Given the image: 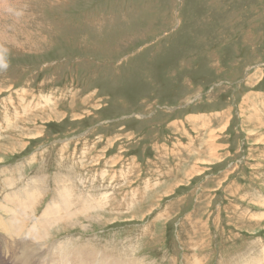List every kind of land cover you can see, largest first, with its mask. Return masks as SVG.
<instances>
[{"label":"rangeland","instance_id":"rangeland-1","mask_svg":"<svg viewBox=\"0 0 264 264\" xmlns=\"http://www.w3.org/2000/svg\"><path fill=\"white\" fill-rule=\"evenodd\" d=\"M0 55V200L42 189L3 262L33 258L60 183L89 212L40 248L135 264L264 253V0H0Z\"/></svg>","mask_w":264,"mask_h":264},{"label":"bare ground","instance_id":"bare-ground-1","mask_svg":"<svg viewBox=\"0 0 264 264\" xmlns=\"http://www.w3.org/2000/svg\"><path fill=\"white\" fill-rule=\"evenodd\" d=\"M7 181L11 183L10 185H12L14 183L12 178L11 179L8 178ZM7 181L5 180V184L7 183ZM43 182L45 183V181H43ZM60 184L61 185L56 187V190H57L56 192L57 193L55 194L56 197L60 198V201L56 200V199H53L52 200V206L51 207H49V206L45 207L44 211L41 213L40 217L37 219L40 222V224L46 228V232H45V235L42 238L39 235H34L33 240L31 242V244L35 243V245H36V247L33 250V254H32L33 258L31 259L29 257L27 251H24V252L22 251L23 254L22 253L18 254V253L15 252L14 255H13V257L15 258V260H14L15 264H40L41 262L39 263V260L41 258H46V256L50 257V255H51L50 264L51 263H54V264H135L134 262H130V261L125 262V263H122V262L121 263L110 262V261H112L111 260V258H112L111 254L108 255V258L110 259V261H106V260H102L101 262L99 260L96 261L95 259H91L92 256L90 257L89 253H85V251L83 252V250H81L80 247L78 249H76V251L73 250L74 248L73 249L72 248H70V249L67 248L68 251L64 250L63 252H60V253H57L56 250L53 249L54 245L45 246V249H43V247L42 248L39 247L40 244H43V242L46 241V237H47V234H48L49 230L51 231L53 226L56 223H57V226H58V223H60V224L70 223V218L73 219L74 217H76V220H77V215L75 214V212L78 210L79 207H82V211L83 212L84 211L87 212V213L89 212V211H87V210H85L83 208V207L87 206V204L90 202L88 197H87V195L86 196H84L82 194L78 195L77 194V190L75 188H73L72 185H68L66 187L67 183H65V184L60 183ZM42 186H44V185H42ZM3 189H5V188L3 187ZM31 190H37V189L29 188V189L26 190L25 193H22V194L20 193L22 190H20V191H19V189L18 190H14V191H11V192H8V193H4L3 194V199L0 200V253L2 251L3 246L5 245V242H6L5 240H7V239H5V237L8 236V239H9V237L13 235V234H11L10 230L13 231V229H11V227H13L14 223L15 224L18 223V221H16V219L19 220L22 217L24 218V215H26L30 219L37 217L36 216V208H37L36 204H37L38 198H39L38 197L39 190L42 192V189H39L38 191H32V195L29 196L30 201H34L32 204L22 203L19 200L21 196L28 195V193ZM6 206L9 207L11 210L9 208H7ZM19 208H20V211L18 212ZM59 210L61 212H59ZM73 211H75V212H73ZM82 211H80V212L82 213ZM8 213H10V214H8ZM86 217H87V215H86ZM70 224H72V223H70ZM23 226H25V225H23ZM17 227H19V225ZM37 229H38L37 226L34 224L33 225V233H35V230H37ZM17 230H18V228H17ZM23 231H25V230H23ZM17 232L19 233V231H17ZM24 233H26V232H24ZM38 233H40V231ZM14 235H16V234H14ZM16 236H18V235H16ZM34 238H37L36 242H34L35 241ZM9 240L11 242V240H13V239H9ZM24 241H26V240H24ZM17 243H19V242H16V245H17ZM9 248L11 249V247H9ZM87 249L89 250V248H87ZM28 250H30V249H28ZM53 250H54V252H53ZM4 251H5V249H4ZM45 252H46V254H45ZM52 253H53V255H52ZM3 254H4V252H3ZM104 254H106V253H104ZM92 255L95 256L96 258L99 257L98 253H96V252H93ZM246 256L245 257L241 256V258H242V259H240L242 261L241 264H264V253H262L261 255H258V257H256L255 259H251V258H248V256L247 257ZM102 258H103V254H102ZM36 259H38V260H36ZM3 260L1 259V256H0V264H7V262L6 261L3 262ZM93 260H95L96 262L93 261ZM237 261H239V260L238 259L235 260L233 262V264H238ZM148 264H150V263H148Z\"/></svg>","mask_w":264,"mask_h":264},{"label":"clouds","instance_id":"clouds-1","mask_svg":"<svg viewBox=\"0 0 264 264\" xmlns=\"http://www.w3.org/2000/svg\"><path fill=\"white\" fill-rule=\"evenodd\" d=\"M8 68V62L3 55H0V70H6Z\"/></svg>","mask_w":264,"mask_h":264}]
</instances>
